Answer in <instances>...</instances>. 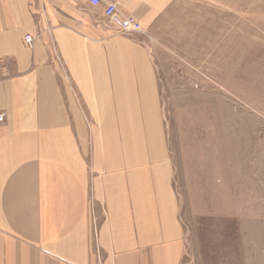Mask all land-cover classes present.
I'll use <instances>...</instances> for the list:
<instances>
[{
  "label": "crops",
  "instance_id": "obj_1",
  "mask_svg": "<svg viewBox=\"0 0 264 264\" xmlns=\"http://www.w3.org/2000/svg\"><path fill=\"white\" fill-rule=\"evenodd\" d=\"M111 1L145 26L175 0ZM105 11L0 0V264H183L167 149L120 139L119 100L158 99L157 79L113 69L140 48Z\"/></svg>",
  "mask_w": 264,
  "mask_h": 264
},
{
  "label": "rangeland",
  "instance_id": "obj_2",
  "mask_svg": "<svg viewBox=\"0 0 264 264\" xmlns=\"http://www.w3.org/2000/svg\"><path fill=\"white\" fill-rule=\"evenodd\" d=\"M108 22L140 48L113 69L157 79L158 99L119 100L120 139L167 149L183 264H264V0H175L129 35Z\"/></svg>",
  "mask_w": 264,
  "mask_h": 264
},
{
  "label": "built area",
  "instance_id": "obj_3",
  "mask_svg": "<svg viewBox=\"0 0 264 264\" xmlns=\"http://www.w3.org/2000/svg\"><path fill=\"white\" fill-rule=\"evenodd\" d=\"M89 3L93 7L105 5V17L117 28L120 33L129 35L142 32L141 24L135 18L123 15L119 11L118 5L115 2L111 0H89ZM24 42L29 48H33L35 38L31 35H26L24 37ZM5 121V113L0 112V126L3 125Z\"/></svg>",
  "mask_w": 264,
  "mask_h": 264
}]
</instances>
